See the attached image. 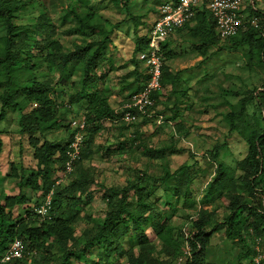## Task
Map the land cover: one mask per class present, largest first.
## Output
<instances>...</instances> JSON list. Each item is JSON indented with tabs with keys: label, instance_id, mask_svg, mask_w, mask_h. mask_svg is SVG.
<instances>
[{
	"label": "rangeland",
	"instance_id": "1",
	"mask_svg": "<svg viewBox=\"0 0 264 264\" xmlns=\"http://www.w3.org/2000/svg\"><path fill=\"white\" fill-rule=\"evenodd\" d=\"M16 1L21 3L22 7L13 12L12 21L17 26V31L27 32L26 43L19 50L20 56L16 60V67H19L15 71V75L19 76L16 79L21 81L31 76L26 67L34 64V68L30 70L31 73L40 82L46 79L52 82L53 96L58 105L55 111L57 123L42 126L44 136L41 137L37 131L34 133L20 132L19 119L23 113L26 114L35 107L33 103H27L18 98V106L4 108V119L0 121L4 142L0 154V200L2 202L5 196L16 195L22 190L30 197L29 206L25 207V209H30L32 205L42 200L43 195L41 190L31 192L25 185L20 188L17 184L20 176L27 177L33 169L35 170V161L32 157L33 148L28 138L33 135L40 139V143L43 141L42 137H45L54 143L64 144L71 133L68 124L70 119L83 114L84 110L77 105L68 106L70 96L81 89L84 78L82 64L72 62L64 76H61L55 68L54 61L51 60L53 49L50 46L43 48L42 39L46 36L50 37L51 41L58 43L64 52L71 51L75 46L103 40L104 58L91 72L95 86L90 91H101L106 95L108 103L110 98V103L114 106L117 99L112 95L111 87L121 86V97L127 99L145 80V76L142 75L140 79L138 74L135 77L133 74L137 64V53L134 52L136 40L148 35L157 9L162 3L170 0ZM243 6L242 12L246 9L247 3L245 2ZM203 8L207 9L205 2L199 7L200 10ZM256 9L264 12V0L258 3ZM247 13L243 12L244 15ZM77 17L84 23L95 25V28H83L77 23ZM251 20H254L252 25L264 22L262 17L251 18ZM193 24L194 21L189 25ZM5 34L6 26L1 23L0 48ZM195 43L198 41L192 38L189 29L185 34H177L174 49L178 55L173 58L176 62L172 65L166 61V66L167 69L174 71L180 67H190V63L195 64L198 59H201L200 55L205 58L207 56L208 60L203 68L205 73L198 75L201 78L195 76L190 82L175 83L176 93L158 96L153 107L154 116L130 126L117 125L109 120H103L102 123L92 124L88 128L86 138L91 136L92 142L87 147L85 144L86 156H83L79 168L87 172V180H89L85 188L91 195V200H87L88 198L84 196L86 207L82 209L81 215L87 214L95 220L80 216L81 218L75 225L76 236H80L84 229L104 216L107 205L104 198L106 188L124 184L128 175H132L133 179L140 177V173L161 177L182 164L190 165L194 171L186 204L183 196L176 197L172 194L171 187L175 182L173 177L156 188L150 198L157 204L160 211H165L166 216L173 213L174 205L178 206L171 220L175 230L183 227L190 217H193L196 209L204 205L203 203H208L209 211L215 212L214 223L228 221L230 211H226L222 206L225 201L216 199L206 202L209 197L205 192L206 185L214 175L217 165L210 156L211 150L219 146L217 160H221L225 166L235 168V176H237L239 171L236 169V164L245 155L247 149L244 140L239 135L229 133V126L223 115L230 107L225 100L235 103L238 98L226 95L223 89H241L247 93L255 89V93L261 92L264 90V71L261 67L248 66L246 45L232 48L229 42L218 41L212 47H208L205 53L199 50L201 54L196 55L193 45L188 46V44ZM186 46V50H181ZM211 51L213 55L208 57ZM127 63H133L135 68L133 72L129 70ZM104 71L107 75L114 72L115 76L113 75L112 78L115 81H111L112 78L108 77L100 78L99 73H104ZM5 78L0 75V80ZM3 90H5L4 85L0 86V94ZM83 105L85 104L82 103ZM1 107L0 101V112ZM261 114L264 118V111ZM255 116L253 107L249 106L247 118L253 121ZM149 125L150 128H148ZM129 132L136 134V141L124 148L127 150V152L124 150L125 153L131 156L130 159L121 157L122 153L116 147L119 141L128 140ZM135 145L137 148H134ZM146 147H164L168 153L162 159L149 158L144 153ZM11 165L15 166L16 176L13 175ZM53 168L55 170L53 177L58 179L61 170L57 164H53ZM80 169L63 180L59 184L60 187L72 185L75 181L79 183ZM124 169L129 170L128 175L127 170ZM24 212L22 206L12 209V220H19ZM148 233V237L152 239L151 243L156 246L157 251L160 250L159 239L150 232ZM241 237L245 241H240ZM241 237L237 236L234 240H229L224 235V228L215 232L208 247L207 261L212 264H244L250 258L249 255H245L248 248L254 245L252 243L259 236L252 233L249 228H243ZM260 240L264 247V236H261ZM242 254L245 256L238 260L239 255ZM155 257L156 264H161V261L169 259L170 255L163 251V253H156ZM116 258L120 259L121 264H129L124 251ZM37 259L39 260V257ZM38 260L33 261L32 259L31 264H59L58 258L49 261ZM69 264L87 263L83 259L78 261L73 258Z\"/></svg>",
	"mask_w": 264,
	"mask_h": 264
},
{
	"label": "trees",
	"instance_id": "2",
	"mask_svg": "<svg viewBox=\"0 0 264 264\" xmlns=\"http://www.w3.org/2000/svg\"><path fill=\"white\" fill-rule=\"evenodd\" d=\"M83 1V0H78ZM22 7L16 0H0V24L6 26V34L2 38L0 48V75L6 77L0 80V86L4 85L5 90L0 94L1 112L0 121L4 119V108L18 106L17 99L20 98L27 103H33V107L28 113L22 114L19 119L21 133L39 132L40 137L44 136L43 127L45 124H56L55 111H57L56 99L53 96V85L49 79L40 82L30 70L34 64L26 67L28 74L24 80H18L15 71L16 60L19 59L20 49L26 43V31H17V26L13 23V12ZM243 12H248L246 18L262 17L264 12L255 10L250 4ZM240 10V14H243ZM76 15V14H75ZM78 16V15H76ZM77 23L86 29H93L95 25L84 23L80 18H76ZM194 24L189 26L192 38H196L198 43L203 44V53L208 47L221 41L216 33L214 17L208 9H197L192 20ZM182 28V27H181ZM215 35V36H214ZM148 35L136 40L134 52L138 53L148 48ZM229 42L232 48L246 47L247 63L250 67H261L264 71V22L252 25L250 22L239 31L234 37L223 40ZM43 48L50 46L53 49L51 60L54 61L55 68L61 76H64L66 69L72 62H80L84 70V78L80 90L75 91L70 96L68 106L77 105L82 107L86 117L87 128L85 131L84 147L81 151L80 159L75 164L72 173L79 168L86 147L92 142V137H87L88 128L95 123H102L105 119H119V114L108 103L107 97L101 91H90L94 87L93 73L91 72L103 60L104 41L90 42L85 45L75 46L68 52L62 51L60 45L51 41L46 36L42 39ZM41 44V43H40ZM162 88L166 84L172 85L175 89L176 76H173L167 69L166 61L171 59L175 52L162 47ZM213 52L208 54L211 57ZM207 58V57H206ZM55 59V60H54ZM138 59V58H137ZM144 87V86H143ZM141 87V89L143 88ZM264 87V84H263ZM140 89V90H141ZM226 95L238 98L235 103L225 100L229 105V110L223 115L229 126V133L239 135L246 144L245 155L237 162L236 169L239 174L235 176V168L225 166L219 157V146L211 150L210 156L216 161L214 175L206 185V193L209 199L206 202L220 199L225 201L224 209L230 211L228 221L224 223H214L215 212L209 211V204L203 203L190 219L194 229L191 238V245L194 250V264H212L207 261L208 247L211 243L212 235L224 228V235L229 240L241 237L244 229H250L256 236H264V204L262 192H264V94L256 92H244L241 89H223ZM161 91L152 94L155 99ZM247 93V94H246ZM82 103L85 105L82 106ZM253 107V114L256 115L253 121L248 116L249 106ZM154 107V106H153ZM151 107V108H153ZM150 108V109H151ZM143 119L147 118L146 116ZM148 119V118H147ZM119 122L125 123L118 120ZM69 124V123H68ZM132 123H129L131 125ZM133 125V124H132ZM70 127V124H69ZM72 136L64 144L54 143L42 137V142L38 137L31 135L28 138L29 144L33 148L32 157L35 161V170L27 176H20L17 184L20 188L28 187L31 192L42 191V200L29 206L30 197L22 190L16 195H7L0 200V258L4 254L9 244L20 238L27 249L34 251L33 261L59 259V264H69L71 259L82 260L87 264H121L116 258L124 251L127 263L129 264H156L154 261L156 253H167L169 259L161 261V264H170L182 250L181 228L177 231L171 222L177 211L175 205L173 213L166 216L165 211H160L157 204L150 198L157 187L165 184L171 177L175 182L171 190L174 196L184 198L185 204L189 197V186L194 173L190 165L182 164L170 173L161 177L147 176L140 173V177L130 179L124 186L108 187L104 191V198L107 202L104 216L94 221L90 227L83 230L80 236H76V222L81 218L84 209V196L91 200V195L87 193L85 184L88 182L87 172L80 169V182L76 181L72 185L60 187L55 186L53 164H57L62 170L66 160L65 149ZM136 134L131 133L126 141V146L132 145ZM3 148L2 131L0 129V154ZM137 148V145H135ZM166 148L146 147L145 155L149 158L162 159L166 156ZM195 159V157H194ZM196 160V159H195ZM198 160V159H197ZM13 175L16 176L15 166L11 165ZM71 173V174H72ZM70 174V175H71ZM80 187V188H79ZM53 189L51 210L53 214L51 220H40L34 212V207L40 205L47 193ZM22 206L25 210L19 220L13 221L11 211ZM183 207L186 205H182ZM86 207V206H85ZM7 210V211H6ZM246 212V213H245ZM245 214V215H244ZM81 216V217H80ZM89 220H95L85 215ZM159 239L161 249L157 251L156 246L151 243L148 232ZM240 241H245L242 237ZM127 242V243H126ZM254 244V243H252ZM197 245L199 249H197ZM254 245L248 248L245 255L251 256L254 253ZM173 253H175L173 255ZM239 255L238 260L245 256ZM38 260V261H39ZM33 261H31L33 263ZM240 262V261H239ZM0 264H28L26 259L0 262ZM31 264V263H29Z\"/></svg>",
	"mask_w": 264,
	"mask_h": 264
},
{
	"label": "built area",
	"instance_id": "3",
	"mask_svg": "<svg viewBox=\"0 0 264 264\" xmlns=\"http://www.w3.org/2000/svg\"><path fill=\"white\" fill-rule=\"evenodd\" d=\"M246 0H177L175 2H164L158 8V14L153 21L148 33V48L138 53V60L146 67L147 79L144 87L130 96L129 102L125 104L119 114L120 121L127 124L135 123L139 117H152L150 111L154 104L152 94L161 91L162 77V53L161 41L170 32L176 31L190 22L200 5L205 2L206 8L212 14L215 21L216 33L221 41L234 37L241 31L246 23H254L246 15L240 14ZM262 0H249L253 9ZM255 19V18H254ZM70 128L72 136L65 149L66 160L61 170V175L55 180L54 185H59L74 170L75 164L80 159L81 151L85 142V131L87 121L84 114L72 117L70 119ZM54 190L51 189L45 196L44 201L34 207V212L39 219L44 221L51 220L53 214L50 212ZM264 204V192H262ZM194 229L186 222L181 228L182 250L170 264H194V248L191 245V238L194 235ZM258 238L254 241V253L244 264H264V247ZM197 249L199 246L197 245ZM34 251L27 249L20 238H15L7 247L0 258V262H11L26 259L29 264L32 261Z\"/></svg>",
	"mask_w": 264,
	"mask_h": 264
},
{
	"label": "crops",
	"instance_id": "4",
	"mask_svg": "<svg viewBox=\"0 0 264 264\" xmlns=\"http://www.w3.org/2000/svg\"><path fill=\"white\" fill-rule=\"evenodd\" d=\"M175 1H177V0H170V1H168V2H175ZM246 3H247V5L249 4V0H246L245 1ZM258 6V4L256 5V7ZM199 9V8H198ZM157 14H158V9H157V12L155 13V16H157ZM156 18V17H155ZM188 26H183L182 28H180V29H178V30H176V31H172V32H170L166 37H164L163 39H162V41H161V51H162V47H165L167 50H171V51H173V52H175L176 54L171 58V59H169V60H167L169 63H172V65H174L175 64V62L176 61H174L173 60V58H175L178 54V52H176V49H174V40L176 39V35L177 34H179V33H183V34H185V32H187V30L189 29V26H191V25H189V24H187ZM151 28V27H150ZM193 45V48H194V54H201L200 52H198L199 50H203V44H201V43H195V44H188V46H192ZM190 48V47H189ZM187 49V46L186 47H184L183 49H181V50H186ZM200 57H201V59H198V61L195 63V64H192V63H190V67H180V68H178L177 70H171L170 68H169V70H170V72H171V74L173 75V76H176V80H175V82L176 83H180V82H183V83H187V81H192L194 78H195V76H197L198 77V75H201V74H204L205 73V70H203V68H204V66H205V63H206V60H208V59H206L205 58V56H201L200 55ZM207 57V56H206ZM136 71L135 72H133L134 70H135V68H134V66H133V63H127V65H128V68H129V70H132V72H133V74H134V77L137 75L138 77H140V79H141V76L143 75V76H145V80H143V83L137 88V89H135L134 90V93H136V92H138V91H140V89H141V87H143L144 86V84H145V82H146V79H147V71H146V67L144 66V64L141 62V61H139L138 59L136 60ZM169 66V65H168ZM113 75L115 76V74H114V72H110L108 75L106 74V72L104 71V73L102 72H100L99 73V76H100V78H102V79H106V77H108V78H112L113 77ZM115 78V77H114ZM198 78H201V77H198ZM116 80L118 79V78H115ZM131 80H133V79H131ZM111 81H115L113 78L111 79ZM137 85V84H136ZM95 86V85H94ZM175 90H177L176 88L174 89L173 87H172V85H170V84H166L165 85V87L161 90V94L159 95V97H161L163 94H166V93H168V94H173V93H176L175 92ZM111 91H112V95L113 96H115L116 97V99H117V101H115V105L114 106H112L111 105V103H110V98H109V103H110V106H111V108L114 110V112L115 113H117V112H120V111H122V109L125 107V104L126 103H128L129 102V98H130V96L131 95H133V94H131L127 99L125 98V99H123L122 97H121V86L120 87H111ZM111 95V96H112ZM157 98V97H156ZM155 102H156V99H155ZM117 103V104H116ZM155 104H153L151 107H153ZM163 108V107H162ZM180 110V109H179ZM150 111L152 112V114H153V108H151L150 109ZM154 116V115H153ZM162 117V116H161ZM161 117H160V119H161ZM144 117H139V119L135 122V123H132V124H136V123H139L140 121H142V120H145V119H150V117H147V118H145V119H143ZM105 120H109V121H111V122H113V123H115V124H117V125H125V126H130L129 124H127V123H122V122H119L118 120H116V119H105ZM177 120V119H176ZM175 120V121H176ZM164 121V120H163ZM176 122H179V120L178 121H176ZM131 124V125H132ZM148 128H150V125L148 126ZM132 132H129L128 134H127V136H129L130 134H131ZM2 136H3V134H2ZM2 141H3V137H2ZM4 143V142H3ZM116 147L117 148H119V152H121L122 154H121V157L123 156L124 158H128V159H130L131 158V156H128V154L129 153H125V151L124 150H126V149H124L125 147H126V141H119L118 142V144L116 145ZM135 148V147H134ZM156 148V147H155ZM94 150V149H93ZM126 152H127V150H126ZM91 153H93V152H91ZM168 152H166V154H167ZM124 170H127V169H124ZM123 170V171H124ZM128 172H129V170H127V175H128ZM193 175H194V173H193ZM130 175H128L127 176V179L125 180V182H124V184H122V185H117V186H124V185H126V183L130 180V179H132L133 177H132V175L129 177ZM162 186V185H161ZM156 188H158L157 187V185H156ZM200 207V206H199ZM198 207V208H199ZM175 208H177L178 209V206L177 205H175ZM184 209V208H183ZM197 210V209H196ZM82 217H86L85 215H81ZM192 217H190V219H191ZM190 219L188 220V225L190 224L191 225V221H190ZM220 223V222H219Z\"/></svg>",
	"mask_w": 264,
	"mask_h": 264
}]
</instances>
